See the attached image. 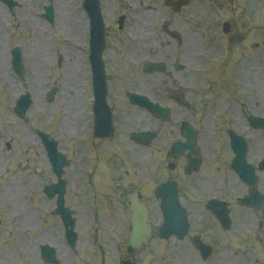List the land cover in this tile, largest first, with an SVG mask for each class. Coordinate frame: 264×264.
<instances>
[{"label":"flooded vegetation","instance_id":"af4514ba","mask_svg":"<svg viewBox=\"0 0 264 264\" xmlns=\"http://www.w3.org/2000/svg\"><path fill=\"white\" fill-rule=\"evenodd\" d=\"M191 1L189 0V5ZM230 1L234 3V0ZM130 11L125 8L117 9L114 11L113 19L108 17L111 30L110 33L108 30L104 61L108 103L111 107L114 127L113 136L104 138L99 143L95 141L96 122L93 111L90 113L89 110L90 100H86L87 106L83 108L86 118L72 125V134L75 137L80 136L83 127H87L84 135L80 137L91 139V151L87 152L86 149L80 148L78 154H91L95 169L88 174L85 180L76 178V181L79 183L87 181L90 186L95 183L112 185L113 181H102L101 179L114 171L113 168L127 170L131 164L126 162L127 159L125 160L124 156L128 154L134 157L136 154L150 155V164L147 166L151 179L149 184L127 180L125 184L115 186L114 195L100 196L98 201L101 208L109 204L108 208L113 209L116 208L115 204L125 197V194L131 191L139 192L148 208V226L151 227V234L146 245L133 246L132 217L127 198L125 200L127 204L124 205L122 212L111 216L101 213L102 217H99L98 240L101 244L99 245L100 251L94 258L95 264H118L119 262L120 264H264V209L255 215L248 211L236 210L231 204L232 207L228 212L230 218L228 225L218 218L212 208L206 207L207 211L204 212L203 205H206L209 199L223 197L227 200V194L237 190L233 185L217 180L218 177L213 176L205 167L196 173L187 175L186 162H181L183 157L178 159L172 156L169 142L173 139L172 137H181V134L173 129V125H177L181 118L193 116L194 95L188 89L187 84L178 82L179 79L187 81L178 74L172 72L168 76L158 73L150 74V76H158L156 86L152 84L151 86L146 82L149 75L143 69L139 74L133 72V63L140 58L142 50L140 61L146 54L149 60H165L169 66L168 58L171 57L169 50L175 44V40L163 32L162 24L160 27H152V18L143 15L135 21L130 16ZM173 13L174 16L169 20L171 28L185 32L186 29L177 23L178 13ZM142 28L145 29L142 30ZM147 30L151 31V37H146ZM141 37L148 39L143 47L139 41H136ZM236 37L239 38V34ZM163 57L166 59H162ZM0 61L5 71H3L4 74L12 71L10 50L5 55L0 53ZM171 62L174 64V61ZM142 66L144 68L143 64ZM12 86L6 77L0 84V187L3 170L8 172L15 165L19 155L17 145L20 144V127L14 123L10 116L11 113L5 109L8 103L7 92H12ZM173 89L180 92L178 95L189 97L187 106L169 98V92ZM129 91H142L141 93L150 94L154 101L170 108L168 118L157 117L147 109L131 103L128 97ZM77 112L78 110H75V113ZM34 121L40 127L38 129L44 127V120L40 121L36 117ZM64 127L67 129L66 125ZM126 129H132L136 133L150 132L154 136L149 142L144 140L138 144L127 136ZM27 130V133L22 132L24 137L31 134L30 129L27 128ZM208 154L209 150L203 148L204 160ZM79 155H75V158ZM114 156H121L122 159L114 164ZM213 160L216 164L220 158L215 157ZM134 165L140 166L136 161ZM80 166V164L76 165L75 173L82 176ZM24 170L21 169L19 171L21 176L12 179L13 184L8 186L11 199L16 198L14 189L21 194L24 185L28 187L30 184L28 178L24 176ZM126 172L129 173L128 170ZM165 180H172L176 183L178 195L175 200L180 210L184 212L185 208L184 217L187 220V229L181 236L172 235L167 239L161 237L164 218L161 211L162 198L159 195V187ZM84 186L89 187V185ZM29 193L31 190L27 188L25 195ZM6 199L7 196H3L0 192V209L1 200L6 201ZM39 224L38 220L32 221L31 227ZM60 231L61 229H55L49 233L48 230H43L38 246L49 243L50 240L54 242ZM32 236L33 233L28 237L30 240L29 258L32 257V249L35 246V242L31 240ZM44 264L49 263L44 262Z\"/></svg>","mask_w":264,"mask_h":264},{"label":"rangeland","instance_id":"374dc122","mask_svg":"<svg viewBox=\"0 0 264 264\" xmlns=\"http://www.w3.org/2000/svg\"><path fill=\"white\" fill-rule=\"evenodd\" d=\"M56 8V19L57 23L54 27L47 25L46 30L42 29L37 32L41 34L39 38H31L29 42L30 49L28 50V55L30 61L36 64L35 70L37 73L31 74L29 81L31 82L32 94L35 97V102L30 110V115L33 120L36 117L40 121L44 120V126L53 131V133L61 140L62 148L71 149L72 152H76L81 145L76 146L74 140L71 139L72 135V125L78 120L85 119L86 112L83 108L87 106L85 99L81 96L83 93L87 92L85 90L88 81H84V90L81 89V95L77 98L76 103H72L73 99L70 97L74 95L70 87L66 86L65 78L67 75L73 74L76 78L79 75L85 77V74H80L81 61L75 49V45L85 40L86 29L85 26H80L81 14L77 10V0H62V4L59 5V0H53ZM66 1V2H65ZM120 0H108L106 8L109 11L114 9ZM139 1V0H132ZM239 6V4H237ZM217 11L221 14L224 10H204L195 11V19H200L203 21L202 25L205 27V33L200 30V33H196L191 42H189L182 50H179V54L183 55L186 61L189 63L188 70L182 72L184 78L187 79L188 84L197 83L196 73L198 70L204 68H212V76L210 78L212 81L224 84H219V90H221L222 98L213 97L209 104L200 105L203 109L201 111H196L198 113L197 121L205 128V133L207 135L215 131L216 127L219 126V131L214 137L211 136L216 147H223L225 144V149L227 152V142L228 138L225 134L227 128L234 127L239 131H249L247 120L245 118L246 114H256L264 115V37L262 26H264V0H257L256 5L250 6V3L240 0V9L237 10V21L235 25L237 31L241 33L242 36L254 35V32L258 33V43L257 49L249 50V56H242V51L245 43L241 44V49L236 52H241V58L244 59L242 63L235 57L231 55V46L228 47L226 42H223V38L217 37L219 26L214 27L219 23L220 19L217 17ZM23 13V10H21ZM225 20L233 19V11H225ZM241 21H238L239 16ZM8 20H9V15ZM251 21V23L249 22ZM233 22V21H232ZM258 28H250L251 26ZM207 27V29H206ZM240 28V29H239ZM250 28V29H249ZM4 29L0 28V39L6 34H4ZM18 35L25 34L21 32V28L16 30ZM35 34V31L32 32ZM255 36V35H254ZM22 41H26L23 37ZM25 43V42H24ZM225 48L222 51V47ZM236 48L234 49L235 52ZM63 55V66L58 67L56 61H58V55ZM69 55L73 58L74 64H79L75 71H70L69 65L71 60ZM251 55V56H250ZM82 55V61H83ZM45 60V61H44ZM43 62H48V71L43 70ZM83 63V62H82ZM224 63L226 65L224 66ZM236 69L234 76L228 78V73ZM242 73L240 74L239 72ZM48 75V76H47ZM194 76V79H193ZM227 77V78H226ZM239 77L241 82H239ZM227 79V80H226ZM77 80V79H76ZM244 80V82H242ZM19 85V84H18ZM17 85V86H18ZM51 85H58L60 88L59 93L53 103L44 102L45 97V87H50ZM202 100V96L199 97ZM76 110L82 112V116L77 118L73 112ZM218 110L220 112H218ZM71 115V119H65V113ZM54 115H59V119L53 124L49 125L48 120ZM225 120V122L223 121ZM69 124V128L64 126ZM71 128V129H70ZM69 129V130H68ZM87 127H83L80 136L84 135ZM252 141H256L254 146L257 155H260L259 148L264 152V131H255L250 134ZM224 137V139H222ZM84 147H86L84 145ZM43 149H35L32 155H28L26 163L31 166L32 172H28L26 176L28 180H32V185L35 191L38 190L37 185L41 183L40 174L43 173L47 166L46 159L43 155ZM42 151V154H41ZM33 166V167H32ZM25 175V174H24ZM19 174H15L18 177ZM12 179V172L8 174L3 180L6 182ZM26 184V179H25ZM25 188V185H24ZM23 188V190H24ZM14 191L17 193L16 189ZM10 232L8 233V235ZM1 236V235H0Z\"/></svg>","mask_w":264,"mask_h":264}]
</instances>
